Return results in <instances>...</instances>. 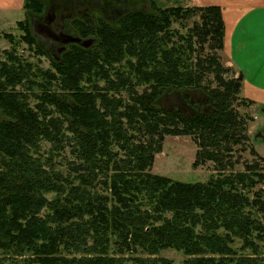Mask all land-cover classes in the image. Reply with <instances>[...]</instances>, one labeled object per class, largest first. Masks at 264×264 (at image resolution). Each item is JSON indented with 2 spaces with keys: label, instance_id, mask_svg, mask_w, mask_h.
Wrapping results in <instances>:
<instances>
[{
  "label": "trees",
  "instance_id": "16d2710c",
  "mask_svg": "<svg viewBox=\"0 0 264 264\" xmlns=\"http://www.w3.org/2000/svg\"><path fill=\"white\" fill-rule=\"evenodd\" d=\"M23 7L43 11L40 0ZM18 24L20 41L51 66L7 35L0 264H264V156L251 147L257 159L235 169L251 101L222 61L218 6L149 0L114 21L76 20V35L94 42L59 53ZM166 136L192 137L193 164L210 161L215 174L186 182L151 172ZM168 248L182 262L159 255Z\"/></svg>",
  "mask_w": 264,
  "mask_h": 264
},
{
  "label": "rangeland",
  "instance_id": "374dc122",
  "mask_svg": "<svg viewBox=\"0 0 264 264\" xmlns=\"http://www.w3.org/2000/svg\"><path fill=\"white\" fill-rule=\"evenodd\" d=\"M40 1L43 4V11L40 14H32L30 11L28 12L23 9V11L20 12L10 13L12 15L11 18H3L0 15V49L10 47L11 43L7 35H11L13 40L18 42V49L20 53H22L24 56L30 57V59L33 61L39 60V64L41 67L48 68L51 66V60L49 57H47L46 55H40L38 58V56L33 54V51L27 48L25 43L20 41L23 30L19 28L20 26L18 23L20 21L22 23L28 21L32 26L31 18L33 16L41 18L45 13L44 11L49 4V0ZM145 4L146 7L148 6L147 9H149L148 0L145 1ZM90 13V18L92 17L93 24L96 23V20L99 17L108 19L109 21H114L112 20L111 16L104 17L99 11H90ZM194 19L195 18L193 17L190 20H187L184 23V28H182L181 25L176 22H174L173 27L179 28L180 30L184 31L186 27L191 26ZM66 24V31L68 33L70 32L72 35H75L76 33L74 32V29H72L71 27V25H73L72 22L67 21ZM37 38L39 42H44L41 44L47 50L48 42L39 37ZM232 73L234 74V72ZM209 79L212 80V78ZM213 85H215L214 81ZM247 111L252 117V120L249 121L248 125V130H251L250 139L248 143H246V146H244V150L234 154V157H238L239 159V164H236L235 166L236 170L243 169V164L245 162H253L255 159H257L256 155L250 152L251 147H254L259 155L264 156V111H262V106L258 105L255 112V115H257L256 119L253 118V114H251L249 106L247 107ZM259 133L262 134L261 137H258ZM48 146L49 144L43 143V150H47ZM196 149L197 146L190 136H166L163 141L161 151L155 154L151 172L164 175L175 180L186 182L206 181L211 175L215 174L213 163L207 161L203 164L195 166L193 162ZM159 255L170 258L178 263L182 262V260L185 258V256L180 251L170 248L161 250L159 252Z\"/></svg>",
  "mask_w": 264,
  "mask_h": 264
},
{
  "label": "crops",
  "instance_id": "0c3cea01",
  "mask_svg": "<svg viewBox=\"0 0 264 264\" xmlns=\"http://www.w3.org/2000/svg\"><path fill=\"white\" fill-rule=\"evenodd\" d=\"M25 0H0V15L11 18L23 11ZM149 2V0H148ZM156 5L203 7L218 6L224 23L223 63L241 73L240 95L249 101V110L264 111V0H154ZM257 116V115H256ZM257 118V117H256ZM255 118V119H256ZM249 135L251 130H248ZM262 134L259 133L258 137ZM264 137V135H263Z\"/></svg>",
  "mask_w": 264,
  "mask_h": 264
},
{
  "label": "flooded vegetation",
  "instance_id": "af4514ba",
  "mask_svg": "<svg viewBox=\"0 0 264 264\" xmlns=\"http://www.w3.org/2000/svg\"><path fill=\"white\" fill-rule=\"evenodd\" d=\"M146 0H49V4L44 11V15L39 17H32V30L37 37L47 41L50 49H54L59 53L70 43H62L60 40L64 34L72 35L66 31L67 21L73 22L76 20L84 21L86 23H93L90 11H99L104 17L111 16L112 20L117 19L123 11L128 9H143L146 10ZM72 29L75 27L71 25ZM77 34V33H76ZM80 43L89 39L86 46L94 42L92 37H82L79 35ZM55 55V54H54Z\"/></svg>",
  "mask_w": 264,
  "mask_h": 264
},
{
  "label": "water",
  "instance_id": "95a60500",
  "mask_svg": "<svg viewBox=\"0 0 264 264\" xmlns=\"http://www.w3.org/2000/svg\"><path fill=\"white\" fill-rule=\"evenodd\" d=\"M80 40L81 39L77 36L64 34V37L60 40V42H62L64 44H66V43H80ZM88 43H89V39L87 41H84L82 45L86 46Z\"/></svg>",
  "mask_w": 264,
  "mask_h": 264
},
{
  "label": "built area",
  "instance_id": "2783aa9c",
  "mask_svg": "<svg viewBox=\"0 0 264 264\" xmlns=\"http://www.w3.org/2000/svg\"><path fill=\"white\" fill-rule=\"evenodd\" d=\"M257 116L256 115H253V118L255 119Z\"/></svg>",
  "mask_w": 264,
  "mask_h": 264
}]
</instances>
